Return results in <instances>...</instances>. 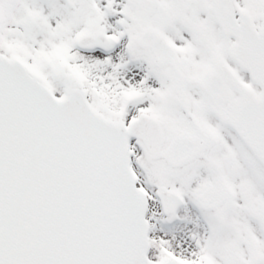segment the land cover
Returning <instances> with one entry per match:
<instances>
[{
	"label": "snow or ice",
	"instance_id": "obj_1",
	"mask_svg": "<svg viewBox=\"0 0 264 264\" xmlns=\"http://www.w3.org/2000/svg\"><path fill=\"white\" fill-rule=\"evenodd\" d=\"M0 264H264V0H0Z\"/></svg>",
	"mask_w": 264,
	"mask_h": 264
}]
</instances>
